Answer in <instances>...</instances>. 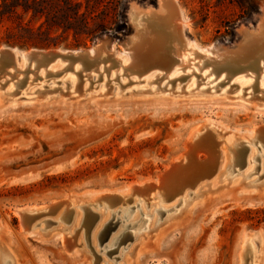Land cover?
<instances>
[{
  "label": "rangeland",
  "instance_id": "374dc122",
  "mask_svg": "<svg viewBox=\"0 0 264 264\" xmlns=\"http://www.w3.org/2000/svg\"><path fill=\"white\" fill-rule=\"evenodd\" d=\"M239 1L241 7L233 0H177L183 15L177 23L183 27L186 42L215 55L226 49L230 53H222L218 61L213 56L215 73L203 79L207 70L201 68L192 75L193 82L189 72H168L162 60L173 55L172 44L150 53V39L158 30L154 17L136 21L131 15L132 2L157 8L158 0L156 7L155 0H72V4L82 3L79 11L85 14L84 21H72V11L60 10L61 0H51L45 28L56 45L49 47L7 43L10 23L0 25V49L11 47L20 55L35 49L89 50L103 40L104 55L113 56L101 61L96 71L81 70L85 78L69 74L68 82L65 73L47 77L39 73L43 80L38 78L28 87L32 75L21 68V82L14 80L16 85L9 90L17 100L0 103V239L15 252L0 249V264H243L248 240L263 248L260 264H264V245L255 234L264 237V93L259 90L258 68L251 70L255 66L264 69V56L254 58L240 33L242 26L251 31L258 27L264 18V0ZM44 21L30 14L21 18L24 26L35 28ZM99 27L107 30L97 33ZM136 28L144 37L133 67L127 65L124 70L125 65H112L119 59L115 55L128 58ZM95 31V36H89ZM84 80L86 91L81 94ZM52 89L56 92L41 95ZM181 91L201 94H176ZM197 132L201 136L219 133L236 143L229 155L220 151L211 179L195 188L188 186L197 168L207 170L214 163V155L204 152L198 165L177 169L179 175L167 179L161 193L151 187L146 196L133 193L125 200L119 196L135 184L159 183L173 162L181 157L185 162L189 139ZM243 138H251L252 143ZM226 154L228 169L216 179L224 169ZM180 188L185 189L183 193L168 200L169 191ZM201 193L203 202L189 215L181 220L169 218L179 209L181 213L188 209ZM95 196L100 201L88 204ZM109 196L123 202L114 207L102 204ZM69 198L72 204L54 216L52 203L60 205ZM26 207L32 223L40 217L31 232L22 224L20 208ZM75 212L78 215L70 223L62 221ZM101 213L111 220L92 239ZM59 232L74 239L81 235L84 250L65 251ZM12 255L19 257L17 262Z\"/></svg>",
  "mask_w": 264,
  "mask_h": 264
},
{
  "label": "bare ground",
  "instance_id": "6f19581e",
  "mask_svg": "<svg viewBox=\"0 0 264 264\" xmlns=\"http://www.w3.org/2000/svg\"><path fill=\"white\" fill-rule=\"evenodd\" d=\"M130 12H131L132 17L136 18V21L140 20L141 17H144V16L145 17H154L155 27L158 28V30L154 35H152L153 37H151V39H150V41H151V46H149L150 47V53L156 54L157 49L161 48L165 43L172 44V47L169 49H170V51L173 52V55L169 56V53H168V56H169L168 59L169 60L164 59L162 61L168 65V72H172V73L174 72L175 74H178L180 69L183 72H189L191 75V76H189L191 78L189 80L190 82L194 81L192 75H195L196 72H199L201 68L203 71L207 70L206 74L203 75V79L207 78V76L209 74L215 73V69L213 66L214 60H212L213 56H215V58H217L219 56H224L225 54H230L229 50L226 49L222 52L221 51L216 52V55H215L214 51L207 50V49H199L194 44L186 42V39H185L184 34H183V29H182L183 27H182V25H179L177 23L179 21H182V19H183L182 11L180 9V6H179L177 0H158V7L157 8H153V7L143 8L140 5H138L136 2H132L131 6H130ZM150 24H151V22H150ZM137 28H136L135 35L132 37L130 47L128 48V51H129L128 52L129 53L128 58L126 59L125 57H121L120 55H115L119 59L116 62L113 60L111 63L112 65H125V67H123V69L125 70L127 68V65L131 66L132 64L135 63V61L137 60L138 53L143 48L142 39L144 37V35H143L144 33H142V31L138 30ZM240 33L244 36L245 45L248 46V48H246V49H250L253 57H254V55L264 56V18H261V21H260L258 27L254 31H251L249 28H245V26H242V28L240 29ZM147 35H145V37ZM105 52H107V49L105 48V42H103V40L97 41V43L94 44L92 49L78 50V51H61V50L43 51V50H36L35 49V50H30L28 52H24L20 55L18 51H16L15 49H13L11 47L1 48L0 49V74L2 76H0V103H2V102L8 103V102L17 100L16 98H13V97L11 98L12 93H10L11 91H9V90L13 86L16 85V83H14V80L20 81L19 75L21 73H23V69H21V68H26L27 72H30L32 75L30 78L31 81L29 82L28 87L31 86L34 81H37L36 79L41 78V77L37 76L39 73L45 74V75H42V77H47L49 75H58L61 73H65L66 76H64L63 78L65 79V82L66 81L68 82V80L71 78L69 74H73L74 76L76 75L77 77H79V79L85 78V76L80 73L81 70L84 69V70L96 71V69L101 64V61L112 60L113 56L112 57L105 56L104 55V54H106ZM222 53H225V54L222 55ZM220 59H221V57H220ZM121 60L123 61V63L121 62ZM218 60L219 59L217 58V61ZM220 61H222V60H220ZM131 67H133V66H131ZM257 68L259 71V72L257 71V75H258V77L261 78V83L259 84V86H260L259 90L264 93V81L262 82V80L264 79V69H261V67L255 66V67H252L251 70H257ZM134 70L136 71L137 69H134ZM239 70L241 71V69H239ZM68 72H70V73H68ZM157 76H159V74H156L154 77H157ZM5 77H8V79ZM87 77L90 78V75H87ZM119 77H120V79H122L121 75H119ZM4 78H5L4 82H1V80ZM41 80H43V78H41L40 81ZM81 82H82V83H80L81 84V94H83L86 91L84 89L85 80L81 81ZM111 82H113V81H111ZM120 82L126 83V81H124V80H120ZM246 82H248V81H244L241 83L244 84ZM75 87L77 90L80 89V87H77V86H75ZM111 88H112V86H111ZM165 90H168V89H163V88L160 89V91H165ZM107 91H109V90H107ZM54 92H56V89L41 92V95L47 94V93H54ZM58 92L60 93V95H66V93H64L63 91H58ZM154 92H155V90L150 91L149 95H152ZM20 93H21V91L17 92V94L15 93V95H19ZM131 93H133V92L131 91ZM145 93H146V91L140 92V94H143V95H145ZM176 94L179 96H191V95H199V94H201V92H198V94H193L192 91H185V92L181 91V92H176ZM204 127H206V126H203L202 128H204ZM212 132H209L207 135H202V136L198 134L199 132L194 134L189 139L188 146L186 148L187 151L185 153V156H187L186 157L187 159L185 160V162L182 161V157L179 158L178 161L173 162L171 165V168L168 169V171L165 172L161 176V178L159 179V183L157 182V184H154V183L146 182L144 184H135L133 186H129L128 190L124 193H120L119 196H122L123 199L127 198V196L129 197L131 194L133 195V193L135 195L137 194V197H140L141 195L146 196L150 193V191L153 190L151 187H154L155 189L160 190V193H161V186L164 183H166L167 179L169 181V180H172L174 177H176V175H179L180 171H177V169H179V168L189 169L192 166H194V164L198 165L200 154L204 153V152H207V153L214 155V157H213L214 163H212L208 167L207 170H201V168H197L198 172H196V171H194V172H196L198 174L194 178L193 182L190 183L188 186L190 188H195L199 184L200 181H202L206 178L211 179L212 176H214L215 173L217 172L219 157H220V151L224 150L229 155V153H231L234 150L235 144H236V143H234L235 142L234 139L230 140L228 138H225L223 135H221L219 133L214 134ZM251 138L250 139L243 138V140H245V143L246 142L252 143ZM227 140H229L228 143H227ZM253 140H255V139H253ZM204 142H208L207 144H209V147L205 146L206 144ZM229 143H231L230 146H228ZM226 156H227V154H226ZM253 158L255 161V156ZM228 162H229V157L227 156L226 157V164L223 167L224 169L219 172L216 179L217 178L219 179V176H221L222 174H224L226 172L225 170L228 169V164H229ZM246 164H245V166H246ZM193 169H195V168H193ZM183 179H185V177ZM182 183H183V181L181 182V184ZM254 184H256V183H254ZM176 185H178V184H176ZM144 186H147L148 189L142 190ZM162 190H163V188H162ZM184 190L185 189L180 188V189H176V190L171 189L169 191V194L166 192L169 195L168 200L174 199L176 196L182 194ZM116 194H118V193H116ZM203 198H204L203 193L199 194L198 199H196V201L192 202L189 205L188 209H186L182 213H181V209H179L176 212H174L172 215H170L169 218H173L174 220H181L183 218V216H185L184 214L188 213V215H189V212L193 211V208L196 206V204L197 205H198V203L200 204V201ZM98 201H100L99 196H95L91 200H88L87 202H88V204L90 203L91 205H93V204L96 205L98 203ZM75 202H77V201H75ZM101 202H102V204L105 203L106 206L109 205L111 207H114V206L119 205L121 202H123V200H119V197L117 199L115 197L109 196L108 198L103 199V201H101ZM202 202L203 201H201V203ZM57 203L58 202L55 201L51 205V206H54L53 209H51L52 210L51 212L53 213L54 216L57 215V213H59V212H60V215L63 214V212L65 210H67V208L72 204L70 202V198L62 201L60 205ZM184 204H185V202H184ZM64 205H66L65 208H64ZM20 209H21V214H22L23 218L25 217V214H29L28 212L30 210L29 209L27 210V207L26 208H20ZM80 209H81V206H80ZM38 210H39V212L42 211L41 208ZM38 210H36L37 213H38ZM77 215H78V213L75 212L73 214H70L69 219L64 217L62 219V221L64 223H70V221L72 219H74ZM58 217H56V218H58ZM59 218L61 219V217H59ZM39 219H40V217L37 218V220H39ZM37 220L32 223V218L30 216L28 221H27V222H29L27 225V230H29L31 232L33 230V228L37 226V225L34 226V224L37 222ZM108 220H111V219H109V218L104 219V214L103 213H101V215L99 214L97 224L94 225L96 227V231L95 232L92 231L91 235H90V237L92 239L97 237V235H96L97 233L100 234V230H102V231L104 230L102 228L107 226V224L110 222V221L108 222ZM52 225H54V224H51V226ZM81 227L82 226H80V230H81L80 232H82ZM45 229L46 228L41 229V231H45ZM76 231H79V229H77ZM59 233H60L59 236H60L62 243H63L62 246H63V249L65 251L73 252L74 250H77V248H79V247H80V251L84 250L81 235L79 236V234H77L76 239H74V238H72L73 235L63 236L61 234V232H59ZM255 234H256V236H258V238H260L261 244L264 245V237L260 235L261 233L256 232ZM105 238H104V240H106ZM78 242H80V244ZM118 244H120V242ZM245 247H246V251L248 253V256H247L246 260H243V264L244 263L245 264H256V262H257V264H260L262 259H263V248L261 249V248L255 247L252 240H248L245 244ZM0 249L6 253L14 252V250H11V248H9L6 244H4L1 241V239H0ZM107 253H109V251H107ZM130 254H131V252H128L126 254V256L127 257L130 256ZM12 258L15 259V261L17 262L19 257L17 255H12ZM100 261L102 262L103 260H100Z\"/></svg>",
  "mask_w": 264,
  "mask_h": 264
},
{
  "label": "trees",
  "instance_id": "16d2710c",
  "mask_svg": "<svg viewBox=\"0 0 264 264\" xmlns=\"http://www.w3.org/2000/svg\"><path fill=\"white\" fill-rule=\"evenodd\" d=\"M89 2L91 0H84ZM97 3L99 0H94ZM241 7L242 3L239 0H233ZM72 0H61L62 8L60 10H70L72 11L71 17L72 21H84V13L79 11L80 3H71ZM121 2V0H117ZM53 8V3L51 0H1L0 4V25L4 22L10 23V26L6 28L8 31L7 43L17 44L21 46H35V47H49L51 45H56L48 34V17L51 14V9ZM30 14L32 19L44 17L45 21L41 26L35 28L33 26H24L21 22L23 15ZM70 23H73L69 21ZM87 23V22H85ZM16 30V31H14ZM96 30L98 32H105L107 29L105 27H99ZM94 32L89 33V36H95ZM43 36H47L46 39H42Z\"/></svg>",
  "mask_w": 264,
  "mask_h": 264
},
{
  "label": "water",
  "instance_id": "95a60500",
  "mask_svg": "<svg viewBox=\"0 0 264 264\" xmlns=\"http://www.w3.org/2000/svg\"><path fill=\"white\" fill-rule=\"evenodd\" d=\"M155 6H157V0H155ZM31 215L25 214L24 221H22V224L25 226V229L27 230V225H28V219ZM116 224V223H114Z\"/></svg>",
  "mask_w": 264,
  "mask_h": 264
}]
</instances>
